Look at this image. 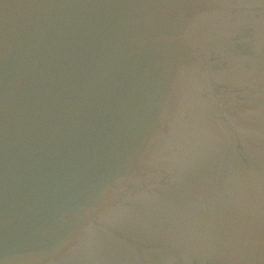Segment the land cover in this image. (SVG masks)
<instances>
[{
	"label": "water",
	"instance_id": "water-1",
	"mask_svg": "<svg viewBox=\"0 0 264 264\" xmlns=\"http://www.w3.org/2000/svg\"><path fill=\"white\" fill-rule=\"evenodd\" d=\"M0 264H264V0H0Z\"/></svg>",
	"mask_w": 264,
	"mask_h": 264
}]
</instances>
